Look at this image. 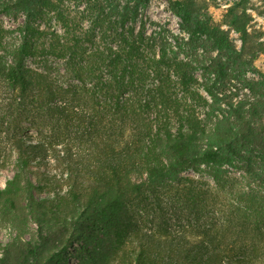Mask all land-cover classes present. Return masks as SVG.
<instances>
[{
  "label": "trees",
  "instance_id": "obj_1",
  "mask_svg": "<svg viewBox=\"0 0 264 264\" xmlns=\"http://www.w3.org/2000/svg\"><path fill=\"white\" fill-rule=\"evenodd\" d=\"M58 1L0 4L26 18L12 60L0 54V85L10 96L3 138L15 153L0 187V214L15 235L0 245V264H68L71 250L74 264H264V79L244 78L264 40L249 30L250 0H234L221 21L205 0H168L190 41L216 52L204 66L211 101L192 88L189 62L164 48L157 55L142 34L123 29L149 0L119 7L109 43L94 26L71 30ZM43 11L55 13L63 34L38 46L33 35L47 33L32 23ZM104 19L102 7L94 24ZM223 25L239 35V49ZM6 31L0 26V41ZM39 55L64 60L71 80L24 64ZM167 71L180 94L169 90ZM232 79L252 98L221 99L214 87ZM200 165L211 168L214 185L178 176Z\"/></svg>",
  "mask_w": 264,
  "mask_h": 264
},
{
  "label": "rangeland",
  "instance_id": "obj_2",
  "mask_svg": "<svg viewBox=\"0 0 264 264\" xmlns=\"http://www.w3.org/2000/svg\"><path fill=\"white\" fill-rule=\"evenodd\" d=\"M8 0H0L7 2ZM126 1L131 5L132 0H59V8L64 14V18L69 22L71 30L77 32L93 27L94 33L97 37L103 40L104 43L111 42V35L114 29L120 30L116 25L120 19V8L124 6ZM209 4V13L216 21H221L222 14L225 9L232 4L234 0H205ZM103 7L105 19L102 24L96 25L95 15ZM0 9V26L5 28L6 34L0 41V54L6 60H12L14 49L21 43L23 39V32L19 29L25 24L24 14L18 13L13 15L1 11ZM248 11L252 15V21L249 30L263 32L261 40H264V0H250ZM33 26L46 32L41 36L33 35V44L41 46L47 42L51 32L63 34V28L55 16L54 12H45L33 20ZM119 25V24H118ZM228 29L227 26H222ZM123 29H132L135 34H142L147 43L153 44L156 54L160 53L162 48L165 49L166 54L170 57H176L179 60L187 61L192 66V72L196 78L192 88L197 90L208 101H211L210 95L205 91L204 86L210 85L213 81V76L210 77L205 73L204 66L208 63V56H216L215 51H206L202 41L192 42L188 35L180 27V19L170 10L168 0H149V2L140 6L135 18H128L123 24ZM229 30V29H228ZM106 32V36H105ZM230 38L233 40L237 49L241 45L239 35L233 30H229ZM29 38V37H28ZM103 43V44H104ZM115 46V43L112 44ZM24 64L35 69L47 72L56 77L60 81H69L71 76L66 71V63L62 59H57L51 55L28 56L24 59ZM165 70V69H164ZM168 72L170 78V91L178 94L181 93V87L177 83V78L171 71ZM210 78V82H208ZM244 78L252 81H262L264 79V55H259L253 62V65L244 74ZM151 81V79H150ZM217 95L224 101L230 98L236 102L239 99L252 98V93L246 87L243 80L232 79L227 82L224 87L217 89L214 87ZM225 97V98H224ZM10 98L8 90H5L0 85V187H3L7 178L11 177L14 171L15 153L11 149L8 140L3 138L6 131L5 121H2L6 113L4 111L5 103ZM223 102V101H222ZM223 108L225 106L221 104ZM206 108L198 106V112H205ZM9 119V118H8ZM7 119V121H8ZM20 125L26 127L29 125L26 121H20ZM28 133L34 134L35 131L29 129ZM53 166L48 164V168ZM227 170V174L237 177L238 180H243L244 173L236 167L223 166ZM212 170L207 165H200L197 169H188L182 171L178 176H190L197 180H205L210 185H214L211 177ZM133 180L140 181L145 177L133 176ZM175 222V221H173ZM29 229L31 232L35 231V224L30 222ZM15 233L9 223L3 220L0 214V245L5 244L14 237ZM29 234L25 235V238ZM77 246V245H76ZM71 247V246H70ZM69 249L71 250L72 248ZM70 263L74 264L77 261L76 253L71 250Z\"/></svg>",
  "mask_w": 264,
  "mask_h": 264
}]
</instances>
